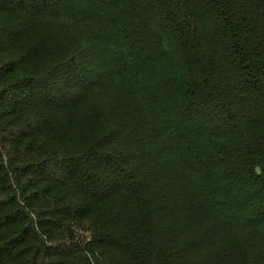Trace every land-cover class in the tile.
<instances>
[{
  "label": "trees",
  "instance_id": "1",
  "mask_svg": "<svg viewBox=\"0 0 264 264\" xmlns=\"http://www.w3.org/2000/svg\"><path fill=\"white\" fill-rule=\"evenodd\" d=\"M0 264H264V0H0Z\"/></svg>",
  "mask_w": 264,
  "mask_h": 264
}]
</instances>
